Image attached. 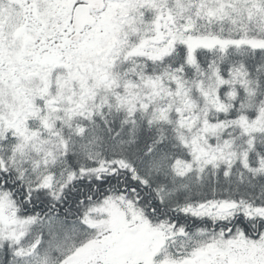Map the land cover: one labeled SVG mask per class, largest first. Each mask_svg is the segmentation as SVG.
<instances>
[{
  "label": "snow or ice",
  "instance_id": "6c2138e0",
  "mask_svg": "<svg viewBox=\"0 0 264 264\" xmlns=\"http://www.w3.org/2000/svg\"><path fill=\"white\" fill-rule=\"evenodd\" d=\"M0 264H264V0H0Z\"/></svg>",
  "mask_w": 264,
  "mask_h": 264
}]
</instances>
